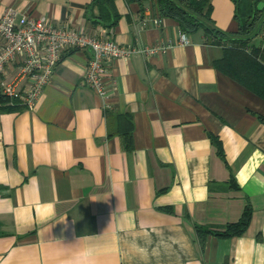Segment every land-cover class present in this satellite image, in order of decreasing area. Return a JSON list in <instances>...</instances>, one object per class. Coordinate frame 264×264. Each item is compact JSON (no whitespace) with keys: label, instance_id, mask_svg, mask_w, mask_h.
Segmentation results:
<instances>
[{"label":"crops","instance_id":"crops-1","mask_svg":"<svg viewBox=\"0 0 264 264\" xmlns=\"http://www.w3.org/2000/svg\"><path fill=\"white\" fill-rule=\"evenodd\" d=\"M255 2L261 16L239 37L233 0H209L190 33L155 0H0V15L11 6L119 45L163 46L111 60L105 97L84 81L87 49L63 52L32 107L0 91V264H264V98L215 68L231 43L204 31L247 38L264 64ZM245 206L242 233L195 232L237 222Z\"/></svg>","mask_w":264,"mask_h":264},{"label":"built area","instance_id":"built-area-1","mask_svg":"<svg viewBox=\"0 0 264 264\" xmlns=\"http://www.w3.org/2000/svg\"><path fill=\"white\" fill-rule=\"evenodd\" d=\"M0 15V73L11 60L22 56V67L17 77L8 83H2L1 93L12 99H21L32 107L41 89L49 81L53 69L63 52L69 49H87L90 57L84 72L85 83L101 97H105L109 88L106 85V68L111 60L130 56L136 52L150 54L163 49L158 43L142 49L131 45H119L113 39L88 36L83 30L71 26H54L45 16L38 18L16 17L15 8L8 6ZM180 43H186V35L179 37ZM27 76L31 85L20 93L16 90L19 78Z\"/></svg>","mask_w":264,"mask_h":264},{"label":"trees","instance_id":"trees-1","mask_svg":"<svg viewBox=\"0 0 264 264\" xmlns=\"http://www.w3.org/2000/svg\"><path fill=\"white\" fill-rule=\"evenodd\" d=\"M141 1V0H127ZM236 3L235 18L237 20L238 36L249 35L260 13L255 7V0H233ZM159 15L176 19L180 30L184 33L194 32L202 27L203 22L198 16L207 15L209 0H155ZM205 37L214 44L221 42L231 43L221 58L213 61L215 68L222 70L237 82L248 87L256 95L264 98V64L258 59L256 52L248 50L247 38H226L225 34L216 28L205 27ZM250 220V210L245 206L241 217L234 223H227L221 229H208L201 225L195 226V232L200 239L207 234L219 237L236 236L242 233Z\"/></svg>","mask_w":264,"mask_h":264}]
</instances>
